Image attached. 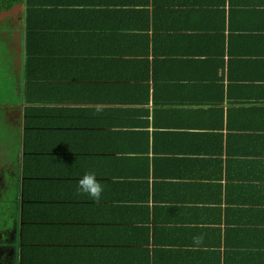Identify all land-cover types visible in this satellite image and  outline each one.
Listing matches in <instances>:
<instances>
[{
	"label": "crops",
	"instance_id": "crops-1",
	"mask_svg": "<svg viewBox=\"0 0 264 264\" xmlns=\"http://www.w3.org/2000/svg\"><path fill=\"white\" fill-rule=\"evenodd\" d=\"M13 1L0 26L13 31L20 72L30 28ZM76 1L52 0L32 55L77 43V97L56 82L44 108L77 109L48 132L59 145L67 135L77 167L104 186L91 222L116 254L109 264H264V0ZM13 136L21 203L24 147ZM55 159L65 155L42 162Z\"/></svg>",
	"mask_w": 264,
	"mask_h": 264
},
{
	"label": "trees",
	"instance_id": "trees-1",
	"mask_svg": "<svg viewBox=\"0 0 264 264\" xmlns=\"http://www.w3.org/2000/svg\"><path fill=\"white\" fill-rule=\"evenodd\" d=\"M18 1L24 4L26 24L30 30L27 32L28 45L22 58L20 76L11 69L9 72L16 76L15 79L17 76L20 79V104H24V109L17 123L23 128L21 142L24 155L21 203L14 199L17 205L15 210L4 207L2 209L10 221H16V251H12V259L10 250L5 248L6 252L11 264H109V260L116 258V254L107 253L106 245L100 244L99 235L93 231L91 215L98 212L93 209L91 198L77 193L78 181L87 172L83 173L77 167V155L72 157L68 154L70 143L67 135L61 139L59 145L58 141H54L57 140L54 133L48 132L57 131L58 125L68 126L66 121L71 113L77 120V109L44 108V101L47 99L45 92L50 91L56 82H63L65 88H70L72 93H67L70 98L77 97V61L73 58L77 53V43H55L51 40L45 45V51L51 58L43 60L42 55L34 57L32 38L38 37L36 28L44 23L46 10L49 11L48 5L56 2ZM58 1L72 7L77 6L76 0ZM14 2L0 0V9L1 4ZM70 17H73L72 13ZM76 21L77 19L71 21L68 30L77 27ZM45 61L56 68L53 74L45 69L49 66ZM4 79L10 81L11 77L0 76V88H7L9 85L3 82ZM54 102L68 103L63 97ZM75 126L77 122H74L73 127ZM2 129L4 128L0 127ZM10 134H0V142L5 140L4 136ZM13 135L9 138L10 141L14 139ZM53 151L65 155V159L63 162L55 159L52 164L44 165L43 157H48ZM3 189V195L0 189V201L11 203L7 196L12 190ZM94 237L99 239V244H95Z\"/></svg>",
	"mask_w": 264,
	"mask_h": 264
},
{
	"label": "rangeland",
	"instance_id": "rangeland-1",
	"mask_svg": "<svg viewBox=\"0 0 264 264\" xmlns=\"http://www.w3.org/2000/svg\"><path fill=\"white\" fill-rule=\"evenodd\" d=\"M4 30H7L8 28L4 27ZM5 48L4 45L1 46L0 51H2ZM4 60H8V62L0 65V76H7L10 75L11 80L8 81L7 79H4L3 82L5 84H9L7 88H0V127L4 128L2 130H0V134L2 135H8L10 134V136H4L5 140L2 142H0V158L2 160H4L6 162L7 165H9V156H7V149L11 146V144L13 143V146L16 145V141L13 140H9V138L14 134L17 135L19 133L22 134L23 128L21 126L20 123H17V120L15 118V116H17V118L23 114V106H20L18 103V100H20L19 97V92L17 91V89H19V83H20V72L17 70V75L19 73V76H17V78L15 79L13 74H10V69H11V56L9 55L7 58H5ZM12 70V69H11ZM14 80V81H12ZM16 80V83H15ZM10 82V83H9ZM17 87V88H16ZM16 95H18V100L16 98ZM7 103L9 109L6 111L3 104ZM6 115H7V119H6ZM9 130V131H8ZM13 168V167H12ZM8 175L7 173H5V182H8ZM11 183V187L10 189L12 190V193H10L7 197L9 199V201H11V203H2L0 201V264H7V262L9 261V254L8 252H6V246H5V242L8 243L9 245V249H10V258L12 259V253L14 251H16V247L14 242L17 241V236H16V221L15 219H12L11 221L9 220V218H7L4 213L2 212L3 207L6 209H13L15 210L17 205L15 203V195L17 193L16 189H15V183L13 181H10ZM14 184V185H13ZM5 186V183L2 184L0 183V189H2V195H3V188ZM6 220H5V218ZM6 221V222H5ZM4 224L6 226H4ZM9 229H10V234L9 233ZM4 244V245H3ZM13 251V252H12ZM6 259H8V261L6 262ZM10 259V260H11Z\"/></svg>",
	"mask_w": 264,
	"mask_h": 264
},
{
	"label": "flooded vegetation",
	"instance_id": "flooded-vegetation-1",
	"mask_svg": "<svg viewBox=\"0 0 264 264\" xmlns=\"http://www.w3.org/2000/svg\"><path fill=\"white\" fill-rule=\"evenodd\" d=\"M4 27L5 28L7 27L8 29L4 30L3 29ZM9 32H13L9 25L5 24L4 26H0V49H1L2 45L5 46V48L2 51H0V65L8 62V60H4V59L7 58L10 55L11 56V65L10 66H11L12 71L16 74L17 73L16 72L17 71L16 63H17V60H18V51H17L18 46H17L16 43H14V41L10 40ZM16 98L18 100V95H16ZM20 101L21 100H18V102H19L18 104L20 106H23L22 105L23 103L20 104ZM3 106H4L6 111L9 109L7 103H4ZM15 118H16V120L19 119V118H17V116H15ZM6 119H7V115H6ZM7 121H8V119H7ZM8 160H9V158H8ZM0 164H4L5 165V166H3L1 168V170L3 172L2 174H4V176H5V173H7L8 177H9L8 182L5 183L4 188H10L11 187L10 181H12V180H10V173H11V169H13V170L15 169V164L12 163L11 165L10 164L7 165L6 162L4 160H2L1 158H0ZM9 183H10V186H9ZM8 234H10V229H9V233ZM5 246H6V249H9V245H8L7 242L5 243ZM7 261H8V259H6V262ZM7 264H11L10 258H9V261L7 262Z\"/></svg>",
	"mask_w": 264,
	"mask_h": 264
},
{
	"label": "clouds",
	"instance_id": "clouds-1",
	"mask_svg": "<svg viewBox=\"0 0 264 264\" xmlns=\"http://www.w3.org/2000/svg\"><path fill=\"white\" fill-rule=\"evenodd\" d=\"M77 193L99 202L103 198L104 186L97 179L95 172H87L78 181Z\"/></svg>",
	"mask_w": 264,
	"mask_h": 264
},
{
	"label": "water",
	"instance_id": "water-1",
	"mask_svg": "<svg viewBox=\"0 0 264 264\" xmlns=\"http://www.w3.org/2000/svg\"><path fill=\"white\" fill-rule=\"evenodd\" d=\"M19 65H20V60H19Z\"/></svg>",
	"mask_w": 264,
	"mask_h": 264
}]
</instances>
